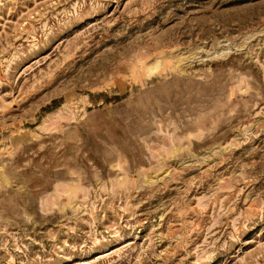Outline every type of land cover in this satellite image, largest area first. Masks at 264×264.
<instances>
[{"label": "rangeland", "instance_id": "rangeland-1", "mask_svg": "<svg viewBox=\"0 0 264 264\" xmlns=\"http://www.w3.org/2000/svg\"><path fill=\"white\" fill-rule=\"evenodd\" d=\"M0 264H264V0H0Z\"/></svg>", "mask_w": 264, "mask_h": 264}]
</instances>
